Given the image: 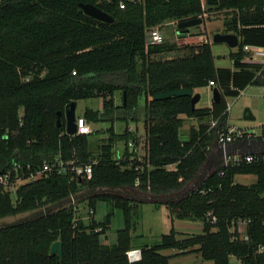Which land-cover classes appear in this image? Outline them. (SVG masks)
Segmentation results:
<instances>
[{
	"label": "trees",
	"instance_id": "trees-1",
	"mask_svg": "<svg viewBox=\"0 0 264 264\" xmlns=\"http://www.w3.org/2000/svg\"><path fill=\"white\" fill-rule=\"evenodd\" d=\"M81 3L99 7L114 21L86 14ZM211 15L223 20L225 33L240 38L230 55L233 67L216 66L210 41L147 42L153 27L202 16L204 22ZM181 30L180 37L202 33ZM246 45L264 47V0H0V173L12 170L14 180L51 166L13 193L0 186V218L70 202L1 226L0 264H171L162 253L170 248L199 253L211 264H231L233 256L242 264H264V160L220 163L198 179L218 135L229 132L227 99L250 85L264 86V62L250 60ZM171 52L179 53L162 57ZM207 86L223 95L212 106L193 108L189 95L154 98ZM89 98H102L104 110L88 108L83 115L88 122L112 124L96 152L94 131L67 133L69 104ZM117 111L121 115L114 118ZM188 119L195 122L187 127ZM116 120L127 124L121 133L115 132ZM141 120L144 155L138 152L141 140L128 127ZM121 141L123 151L117 147ZM89 164L91 178L76 171ZM242 174L257 180L239 183L236 176ZM75 200L88 203V222L77 217ZM98 202L109 206L103 221L96 218ZM145 202L166 205L173 220L202 222L203 232L179 237L173 227L130 261L134 214ZM115 209L123 211L125 227L116 243L105 244L101 238ZM56 241L62 242V259L51 254Z\"/></svg>",
	"mask_w": 264,
	"mask_h": 264
},
{
	"label": "rangeland",
	"instance_id": "rangeland-1",
	"mask_svg": "<svg viewBox=\"0 0 264 264\" xmlns=\"http://www.w3.org/2000/svg\"><path fill=\"white\" fill-rule=\"evenodd\" d=\"M206 3V0H203ZM207 21H216L220 20L219 17L211 15V19H206ZM205 20V21H206ZM209 24V23H208ZM219 24V23H218ZM218 24H213L210 30L206 29L204 31L205 35H208V40L212 43V49L214 54L216 55V63L218 65H229L231 64V60L229 58L230 49L236 51L238 48H230L225 42L217 43L214 41V36L216 33L224 30V27L221 24L218 27ZM215 26V27H213ZM175 26L168 24L162 28V34L166 39L176 38L175 36L172 37V33L174 32ZM194 29V28H192ZM206 39V38H204ZM174 40H177L174 39ZM203 40V41H208ZM172 41V40H171ZM174 42V41H172ZM201 41H190L191 44L193 43H200ZM176 56L174 53L165 54L163 58H170ZM112 77L107 76V79ZM117 81L122 82L120 79L114 77ZM196 93L201 94V100L198 102L199 107L208 106L211 98H212V91L208 87H200ZM228 103L231 105V110L229 113V125L232 129L236 131H243L245 133H255L256 135H261L262 131L264 130V88L261 85H250L244 91H242L241 95L236 98H228ZM115 102L117 105L122 104V96L121 92H117L115 95ZM88 108H92L93 110H100L103 111V99L102 98H89V99H81L77 101V108H76V115L83 116L85 111ZM250 109L253 118L246 117V110ZM120 113V114H119ZM117 115H121L120 111L116 112V115H113L114 118ZM93 134H91V147L96 152L100 145L105 141L106 138L110 135V128L111 122L110 121H103V122H90L89 123ZM191 124V121H186V126L188 127ZM126 122L121 120H116L114 123L115 132L121 133L126 129ZM129 129L141 140V143L138 148V152L141 155L145 154L144 150V143L142 141L145 140L146 130L144 127V122L141 120L139 123H129ZM132 147V145H130ZM119 151H123L124 145L123 142H119L117 145ZM218 165L216 161H212L202 169L203 177L210 174L215 167ZM201 174V173H200ZM200 179V175L199 178ZM257 180L255 175H237L236 181L239 183L250 184ZM196 184V181L193 182L189 188H192ZM7 189L10 192L16 191V186H12L11 183L8 184ZM186 189H182L180 192ZM70 202L64 203H56L50 204L49 206L36 210L30 211L26 213H21L18 215H11L0 218V227L14 224L17 222H21L33 217H36L40 214L48 213L55 211L65 205H68ZM77 206V217L82 218L85 222H88L90 219V208L86 201H77L75 200ZM106 204H101L98 208V217L102 218L106 215ZM118 210V211H117ZM115 210V214L113 217V226L112 230H114L113 234L116 233V229L120 225L119 221L121 218L123 219L122 210L117 209ZM122 216V217H121ZM173 221L172 216L168 208L163 205H157L155 203L145 202L140 203L136 208V212L134 214V221H135V230L133 231L135 242L141 243L146 242L150 244H156L160 241V237L162 234L170 233L171 229L175 227L177 231H179V237H185L188 235H192V233H187V230L190 228L194 229L192 231L202 232L198 227L197 222L189 221V220H181V219H174ZM175 222V223H174ZM192 226V227H191ZM242 229L245 228V225L242 224ZM140 235V236H139ZM164 254L170 256V263L171 264H211L210 261H206L201 257V254L196 252H189L186 254L181 253L179 249L170 248L164 250ZM231 264H242L241 261L233 256L231 257Z\"/></svg>",
	"mask_w": 264,
	"mask_h": 264
},
{
	"label": "built area",
	"instance_id": "built-area-1",
	"mask_svg": "<svg viewBox=\"0 0 264 264\" xmlns=\"http://www.w3.org/2000/svg\"><path fill=\"white\" fill-rule=\"evenodd\" d=\"M126 7L125 2L120 3V8L124 9ZM207 14H204V17H207ZM203 17V16H202ZM201 17V18H202ZM166 24H172V25H178L177 21H171ZM161 26L159 25L156 27H153L151 30L148 31L147 34V42L149 44H161L164 42V37L162 34V29ZM245 50L247 51H252L254 55V59H259L264 58V47L262 46H250L246 45ZM258 61V60H256ZM264 62V60H261ZM76 74V72H74ZM211 85L214 84L213 81L210 82ZM231 106L228 104V112H230ZM76 124H77V134H90L92 132V128L85 116H77L76 117ZM217 122L214 121L212 123V126H216ZM254 134L252 133H245L243 131H236L234 129H229L228 133H222L218 135V145H219V158L221 160V163L225 166L228 165H239L242 162H252L254 160H264V154L259 153V154H250V153H243V152H232L231 151V144L237 141L245 140V139H252ZM133 145V144H130ZM258 155V157H256ZM62 165V164H61ZM14 170L18 171V166L14 167ZM51 170L50 164H45L43 169L39 171L37 174H32L28 178H22L18 175L13 180V171H8L5 173H0V186H4L7 188L8 184L11 183V185L16 186L18 188L20 185L25 184L27 182H30L32 180H35L39 174L46 173ZM78 173L82 172L86 174L88 178L92 177V166L86 165L82 169H77L76 170ZM213 220L216 221V217H213ZM242 224L245 225V228L242 229ZM245 230H246V223H241L239 226V231L241 233L242 238H247L245 236ZM128 257L130 261H136L141 258V250L139 249H134L128 252Z\"/></svg>",
	"mask_w": 264,
	"mask_h": 264
},
{
	"label": "water",
	"instance_id": "water-1",
	"mask_svg": "<svg viewBox=\"0 0 264 264\" xmlns=\"http://www.w3.org/2000/svg\"><path fill=\"white\" fill-rule=\"evenodd\" d=\"M209 3H214L216 0H208ZM80 7L84 10V12L92 17H95L99 20H103L106 22H113L114 19L111 15L104 12L99 7L93 5V4H85L81 3ZM203 19L201 17L198 18H191L184 21H181L178 23L179 28L182 30L181 33H189L190 29L202 24ZM214 41L217 43L225 42L231 47H237L240 44V38L235 33H216L214 36ZM192 96V106L193 108L196 107L197 103L201 99L200 93H195L193 89L185 88V89H179V90H173L168 92H162L158 93L154 96L157 100H163L166 98H170L172 96ZM223 95L221 90L218 87H214L213 89V99L215 102H218L222 100ZM127 98H126V92H124V104H126ZM76 108H77V101H73L69 104L67 110H66V117H67V133L69 135H75L77 134V124H76ZM246 117L247 118H253L250 109L246 110ZM60 115V113H59ZM61 120L59 119V124ZM241 143V144H240ZM240 143L231 144V151L236 152L237 148H239L240 145H247L248 146V153L250 154H264V138H257V139H245L244 141H241ZM211 157V156H210ZM210 163V159L206 161L204 164V168ZM203 178V173L200 174V179ZM197 185V184H196ZM51 254H58L60 258H63V246L61 241H56L53 243L51 247Z\"/></svg>",
	"mask_w": 264,
	"mask_h": 264
},
{
	"label": "crops",
	"instance_id": "crops-1",
	"mask_svg": "<svg viewBox=\"0 0 264 264\" xmlns=\"http://www.w3.org/2000/svg\"><path fill=\"white\" fill-rule=\"evenodd\" d=\"M209 23V24H208ZM219 23V24H218ZM213 24H218L217 26L218 27H221V26H223V20L222 19H220V20H216V21H204V22H202V24H201V27L200 28H197L196 26L195 27H193L194 29H190V32H193V33H198V32H202L200 35H190V36H187V37H180L179 36V32H178V28H179V26L178 25H174L175 26V29H174V32L172 33V37L173 36H175L176 38H177V40H174V39H176V38H170V39H166L164 36V41L165 40H169V41H174V42H177L178 44H181V45H184V44H187V43H190V41H203V40H208V35L206 36L205 35V33H204V31L206 32V29H208V31L210 30V28L212 27V25ZM221 24V26H219ZM168 24H164L163 26H161V29L164 27V26H167ZM172 25V24H171ZM213 27H215V26H213ZM220 32H222V33H225L224 32V30L223 31H220ZM204 38H206V39H204ZM209 41V40H208ZM227 44V43H226ZM228 45V44H227ZM230 48H231V46L230 45H228ZM232 48H238V46L237 47H232ZM247 51V50H246ZM233 52V50L232 49H230V52H229V58H230V60L232 61L231 62V64H229V65H226V66H224V65H218L217 63H216V55H215V63H216V66L217 67H219V68H221V67H233V60L231 59V57H230V55H231V53ZM249 52H252V51H249ZM171 53H174L175 55H177V53H179V52H171ZM171 53H168V54H171ZM252 54H253V52H252ZM250 60H254V61H256V60H258V61H261V60H264V58H260V60L259 59H254V55H252L251 56V59ZM208 88H210V90L212 91V98H211V101H210V103H209V105L208 106H212V103H214L215 101H214V99H213V89H214V87H210V86H207ZM263 88H264V86H263ZM198 89L199 88H196V89H194V91H195V93H196V91H198ZM201 100V99H200ZM229 104V103H228ZM197 107H199V105H198V103H197V105H196ZM231 106V105H230ZM203 107H205V106H203ZM230 113V112H229ZM189 121H191V124L192 123H194L195 121L193 120V119H188ZM228 127H229V129L231 130L232 128L230 127V125H229V121H228ZM252 134H254V136H256V137H253L252 139H257V138H264V135H263V131H262V133H261V135H256L255 133H252ZM241 141H244V140H241ZM241 141H237V142H234L233 144H235V143H240ZM241 144V143H240ZM236 151H239V152H243V153H248V146L245 144V145H240L239 146V148H237V150ZM211 157H210V162H211V160L212 161H216L218 164H220L221 163V160H220V158H219V145H218V140L215 142V144H214V147H213V150H212V153H211V155H210ZM242 175H245V174H242ZM250 175V174H249ZM256 176V175H255ZM237 177V176H236ZM101 204H106V207H107V210H106V214L108 213V210H109V206H108V204L106 203V202H98L97 203V207H96V218H97V220L98 221H103V219H104V217H105V215L102 217V218H99L98 217V208H99V206L101 205ZM166 206V205H165ZM167 207V206H166ZM115 210H117V209H115ZM169 210V209H168ZM118 211V210H117ZM122 214H123V219L121 218V221H119L120 223V225L118 226V228L116 229V233L115 234H113L114 232V230H112V226H113V219H112V223H111V225H110V227H109V229L107 230V233L105 234V235H102V242L103 243H105V244H113V243H116L117 242V239H118V237H117V232H118V230H120V229H123L124 227H125V218H124V213H123V211H122ZM122 217V216H121ZM173 221H175V220H173ZM176 222V221H175ZM174 222V223H175ZM194 222H197V223H199V224H197L198 225V227H200L199 229L200 230H202V232H203V223L202 222H200V221H194ZM192 227V226H191ZM175 228V227H174ZM192 230H194V229H192V228H190V230H187L186 232L187 233H192V234H201L200 232H196V233H194L195 231H192ZM134 231V230H133ZM179 232V231H178ZM133 236H134V234H133ZM140 236V235H139ZM136 236H134L133 237V240H132V244H133V249L132 250H134V249H139V250H141L142 249V247L143 246H145V245H152V244H150V243H146V242H141V243H137V242H135V240H134V238H135ZM167 250V249H166ZM142 251V250H141ZM164 251H162V253H163Z\"/></svg>",
	"mask_w": 264,
	"mask_h": 264
}]
</instances>
